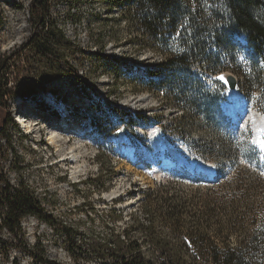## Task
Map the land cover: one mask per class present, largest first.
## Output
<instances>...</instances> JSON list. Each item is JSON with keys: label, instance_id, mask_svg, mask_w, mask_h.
I'll use <instances>...</instances> for the list:
<instances>
[{"label": "rangeland", "instance_id": "1", "mask_svg": "<svg viewBox=\"0 0 264 264\" xmlns=\"http://www.w3.org/2000/svg\"><path fill=\"white\" fill-rule=\"evenodd\" d=\"M30 5V0H0V64L10 56L2 63L6 69H0V77L11 91L5 106L0 107V176L13 188L25 186L57 224L50 228L27 217L21 221V233L11 235L2 229L0 264H77L68 252L71 242L75 245L71 249L79 256L78 264H102V254L95 247L108 248L111 236L121 238L127 229L129 238L140 242L147 257L150 243L140 225H148L155 206L145 204L147 199L142 193L157 189L156 183L175 175L205 171L210 178L212 167L226 174L236 165L259 167L264 162V136L260 144L255 142L253 124L247 117L239 116L235 121L221 110L224 120L207 123L191 110L183 113L160 93L133 81L141 70L127 62L153 65L160 62L161 55L131 47L125 24L112 20L119 17V9L108 0H55L49 10L57 30L71 44L60 52L62 65L69 64L89 87L73 74L68 76L62 66L51 67L40 60L32 46L21 50L33 33ZM235 38L241 49L237 64L244 71L236 75L223 72L236 79L237 98L228 97L225 88L219 95V105L243 104L264 116V83H254L263 64L254 57L243 35ZM193 68L211 93L217 88L214 81L223 85L218 79L223 73L208 75L200 66ZM32 91L34 94H30ZM104 101L139 112L149 120L129 126L124 112L116 114ZM72 107L73 122L58 123L62 114H71ZM46 108L59 116L45 112ZM18 112L28 118L38 116L37 126H29L38 128L37 134L28 133V126L21 129ZM87 116L93 118L96 130L88 134L86 127L79 134L78 123H93ZM50 132L61 139L60 150L47 143ZM121 134L124 140L116 144L114 137ZM227 134L235 144L226 138ZM73 146L79 147L78 165L70 159ZM208 146L223 147L224 153L214 154L213 162L203 161L197 149ZM163 160L171 161L169 170L155 168L154 163L157 167ZM76 167L79 170L75 173ZM172 187L177 193L186 189L181 182ZM155 231L169 233L159 222ZM168 238L172 243L184 239Z\"/></svg>", "mask_w": 264, "mask_h": 264}, {"label": "trees", "instance_id": "2", "mask_svg": "<svg viewBox=\"0 0 264 264\" xmlns=\"http://www.w3.org/2000/svg\"><path fill=\"white\" fill-rule=\"evenodd\" d=\"M30 1L33 33L21 50L32 46L40 60L51 67L62 66L68 76L73 74L77 80L81 79L69 64L62 65L60 52L71 44L50 19L49 10L55 0ZM108 2L119 9V17L112 20L119 25L125 24L131 47L161 55L160 62L153 65L127 62L141 70L133 81L149 91L160 93L183 113L191 110L207 123L224 120L218 99L225 87L214 81L217 88L211 93L193 67H202L208 75L226 71L242 74L244 70L237 64L241 52L235 41L238 35H243L254 57L261 60L264 68V0ZM9 58H3L0 69H6L2 63ZM114 60L119 62V59ZM242 78L246 80L248 76L242 75ZM254 83L263 85L264 69L258 72ZM90 90L97 95L91 85ZM10 92L6 80L0 77V107L5 106ZM28 92L30 90L24 91ZM104 102L116 114L123 111L129 126L149 120L139 112ZM87 118L93 121L92 117ZM91 124L96 129V123L93 121ZM226 138L235 144L229 134ZM197 150L203 161L211 162L214 154L224 153L223 147L216 146ZM262 173L264 162L259 167L236 165L226 174L215 167V176L211 180L199 173L175 175L156 183L157 189L142 193L147 199L145 204L151 202L155 206L148 225H140L149 239L148 256L143 254L139 241L129 238L127 229L121 238L111 236L113 241L109 242L108 248L95 247L102 254V264H264ZM180 182L186 189L177 193L172 185ZM0 217V231L4 229L11 235L22 232L21 221L27 217H33L50 228L57 224L25 186L21 184L13 188L1 176ZM157 222L164 225L169 233L156 232ZM168 236H182L184 239L172 243ZM3 242L0 235V246ZM70 244L68 252L78 264L79 256L71 249L75 245L73 242ZM24 252L33 256L26 249ZM156 255L163 257L160 259ZM104 256L111 261H106Z\"/></svg>", "mask_w": 264, "mask_h": 264}, {"label": "bare ground", "instance_id": "3", "mask_svg": "<svg viewBox=\"0 0 264 264\" xmlns=\"http://www.w3.org/2000/svg\"><path fill=\"white\" fill-rule=\"evenodd\" d=\"M224 74V73H223ZM64 78H67V77H64ZM72 82V81H71ZM69 84V83H68ZM238 85V84H237ZM224 86V85H223ZM227 90V89H226ZM228 92H227V95H228V97H236L237 98V95H236V91H229V90H227ZM46 97V96H45ZM35 99V98H34ZM42 103V102H41ZM43 104V103H42ZM67 104V103H66ZM66 104H65V106H66ZM35 105V104H34ZM37 105V104H36ZM36 105L34 106V107H36ZM37 106H39V105H37ZM56 106V105H55ZM222 108H223V110L226 112V113H228L232 118H233V120H235L236 121V119L237 118H239V116H245V117H247L248 119H250L251 120V122H252V124H253V128H254V140H255V142H257V143H261V138L264 136V116H261L260 114H258L257 112H255V111H252L251 109H249V108H247L246 106H244L243 104L242 105H240V106H238V107H232V106H227L226 104H223V106H222ZM32 109V108H31ZM59 109V108H58ZM63 109V108H62ZM27 111V110H26ZM38 111V110H37ZM69 111H71V114L69 113L68 114V116H67V114H62L63 116V118H61V115H60V118L61 119H59V120H57V121H59L58 123H60L61 122V124L63 123V124H65V125H68V122H70V123H72L73 122V115H72V113L74 112V110H73V107L72 108H69ZM32 112V111H31ZM42 112V111H41ZM45 112H50V114L51 115H54V116H59L57 113H55L54 111H48L47 110V108H46V110H45ZM68 112V111H67ZM33 113V112H32ZM39 113V112H38ZM62 113H64V112H62ZM31 114V113H30ZM49 114V113H48ZM60 114V113H59ZM17 115H18V119H20L19 120V123H20V121H21V129L23 130V129H25L26 128V126H28V128L26 129L27 130V132L28 133H31V135H32V131H34V133H38V131H37V129L38 128H36L35 129V127H34V129L32 128V126L31 127H29L30 125H36L37 126V124H38V122H37V117L34 115L33 116V118H28V117H26V116H24V115H22L21 114V112H18L17 113ZM28 115V114H27ZM13 116V115H12ZM48 116V115H47ZM17 119V120H18ZM67 120H70V121H67ZM53 122V121H52ZM41 123V122H40ZM52 124V123H51ZM55 124V123H54ZM60 124V125H61ZM40 125V124H39ZM53 125V124H52ZM65 125H62L64 128H68V127H65ZM78 126H77V128H76V131H79V134H80V132L82 133L83 132V130L85 129V133H86V131L88 132V134H89V132H91L93 129H95V127L88 121V120H86L83 124H81V122L80 123H78L77 124ZM8 126V125H7ZM13 126V125H12ZM19 126V125H18ZM51 126V125H50ZM76 127V126H75ZM50 128V127H49ZM54 128H56V127H54ZM14 129V128H13ZM12 129V130H13ZM83 129V130H82ZM8 130V129H7ZM19 130V129H18ZM59 130V129H58ZM16 131V130H15ZM65 131V130H64ZM26 132V131H25ZM40 132V131H39ZM62 132V131H61ZM63 133V132H62ZM68 133V132H67ZM77 134V133H76ZM46 135V134H45ZM69 135V134H68ZM151 135H153V133L151 134ZM48 138H47V143L49 142V144H51V145H53V146H55L56 148H59V150L61 149L60 147H61V145H58V143H60L61 141V139L60 138H58V136H56V135H54L52 132H50L48 135ZM61 136V135H60ZM62 136H63V134H62ZM82 136V135H81ZM124 134H121L120 135V137H114V142L117 144V143H119L120 141H122L123 142V140H124ZM1 137V136H0ZM14 137V136H13ZM18 137V136H17ZM45 137V136H44ZM77 138V137H76ZM154 138V137H153ZM264 138V137H263ZM63 139H64V137H63ZM74 139V138H73ZM87 139V138H86ZM123 139V140H122ZM71 140V139H70ZM155 140V139H154ZM65 141V140H64ZM63 141V142H64ZM75 142V141H74ZM79 142V141H78ZM121 142V143H122ZM163 142H165L164 140H163ZM77 143V142H76ZM65 144V143H64ZM85 144V143H84ZM87 145V144H86ZM84 146V145H83ZM261 146H263L264 147V144H262ZM74 147V146H73ZM79 148V147H78ZM78 148H71V157H70V159H73V162H75V164H73V165H78V163H79V160H80V157H79V154H77L76 153V149H78ZM125 152V151H124ZM58 154V153H57ZM127 154V153H126ZM127 155H129V154H127ZM70 156V155H69ZM131 160V156L129 155V161ZM65 161H66V159H65ZM70 161V160H69ZM132 161V160H131ZM166 162H168V161H166ZM171 166H170V168L172 167V163H169ZM154 165H155V168L157 169V168H159L160 170H169L170 168H168V164H164L162 167H160V166H157L156 167V163H154ZM158 169V170H159ZM187 169H191L189 166H187ZM76 170H79V167L77 168L76 167V169H75V173H76ZM157 170V171H158ZM78 176V175H77Z\"/></svg>", "mask_w": 264, "mask_h": 264}, {"label": "water", "instance_id": "4", "mask_svg": "<svg viewBox=\"0 0 264 264\" xmlns=\"http://www.w3.org/2000/svg\"><path fill=\"white\" fill-rule=\"evenodd\" d=\"M223 78V84L229 91H235L237 89V81L232 74L226 73L223 75Z\"/></svg>", "mask_w": 264, "mask_h": 264}, {"label": "snow or ice", "instance_id": "5", "mask_svg": "<svg viewBox=\"0 0 264 264\" xmlns=\"http://www.w3.org/2000/svg\"><path fill=\"white\" fill-rule=\"evenodd\" d=\"M218 79H220V80H222V81L224 80V78H223V77H219ZM262 175H264V173H262Z\"/></svg>", "mask_w": 264, "mask_h": 264}]
</instances>
